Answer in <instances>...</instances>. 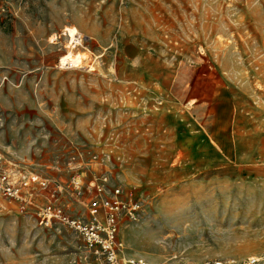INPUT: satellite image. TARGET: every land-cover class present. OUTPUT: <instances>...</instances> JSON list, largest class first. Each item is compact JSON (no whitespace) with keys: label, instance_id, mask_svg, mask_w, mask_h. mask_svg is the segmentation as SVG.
<instances>
[{"label":"rangeland","instance_id":"obj_1","mask_svg":"<svg viewBox=\"0 0 264 264\" xmlns=\"http://www.w3.org/2000/svg\"><path fill=\"white\" fill-rule=\"evenodd\" d=\"M0 161L48 182L0 201V264H106L36 216L89 218L103 180L120 264L264 261V0H0Z\"/></svg>","mask_w":264,"mask_h":264},{"label":"built area","instance_id":"obj_2","mask_svg":"<svg viewBox=\"0 0 264 264\" xmlns=\"http://www.w3.org/2000/svg\"><path fill=\"white\" fill-rule=\"evenodd\" d=\"M82 43L83 38L80 37ZM80 177L72 180L74 189L82 194L83 182ZM36 187L44 191L48 188V182L32 176L20 183H14L9 173L0 161V201H7L20 205L23 209L32 206ZM97 198L89 205V218L68 215L61 205L49 202L36 213L37 220L45 227L58 223L72 230L86 246L96 255L102 257L106 264H120L119 257L122 252V244L118 239L119 224L126 208L122 202V191L118 188L111 189L107 181L94 184ZM26 192V193H25ZM128 208L133 217L140 210V202L132 195L128 197ZM123 264H151L143 259L123 260ZM163 264H262L259 259L249 258L244 261H206L203 263H184L182 261H170Z\"/></svg>","mask_w":264,"mask_h":264},{"label":"bare ground","instance_id":"obj_3","mask_svg":"<svg viewBox=\"0 0 264 264\" xmlns=\"http://www.w3.org/2000/svg\"><path fill=\"white\" fill-rule=\"evenodd\" d=\"M66 36L68 37V50H74L75 46L80 45L81 42L79 38L77 37L78 31L74 28H66ZM89 58L86 54L82 55H74V56H64L61 58L60 64L61 68L65 66H70V67H78L82 61H86ZM60 66V65H59ZM15 181V180H14ZM262 264H264V261L260 259Z\"/></svg>","mask_w":264,"mask_h":264}]
</instances>
